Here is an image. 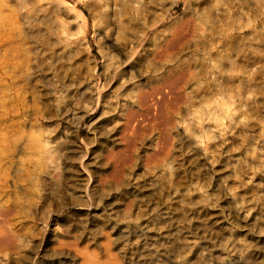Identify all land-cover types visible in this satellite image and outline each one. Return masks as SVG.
I'll use <instances>...</instances> for the list:
<instances>
[{
  "label": "bare ground",
  "instance_id": "bare-ground-1",
  "mask_svg": "<svg viewBox=\"0 0 264 264\" xmlns=\"http://www.w3.org/2000/svg\"><path fill=\"white\" fill-rule=\"evenodd\" d=\"M6 1L0 0V18L5 16L1 13V9ZM132 1L127 0L126 2ZM113 2L116 6L120 0H113ZM149 2H154V0H137L140 12L143 13L146 10ZM4 20L6 22L8 19L0 22V47L13 41V34H5L9 26ZM10 23H12L11 20ZM160 33L157 32L149 37L147 30L140 29L138 35L134 36L127 45L122 46L124 56L120 64L118 63L111 69L105 68L106 77L100 83L98 81L95 89L97 90L96 103L94 105L91 103L90 107L88 106V109L84 111L72 104L70 107L69 103L63 112L65 119L83 118L85 115L79 116V112L88 113L101 102L105 104L106 97L115 91V86L118 89L126 80L134 77H138V80L144 79L143 82H135L131 88L124 89L121 96L116 93L115 97L118 101L115 103L116 106L112 104L111 107L117 108L115 116L120 120L116 124L118 128L110 131V128L106 127L100 133L106 140H111L112 144L106 148L105 160L100 162L98 167L109 164L111 178L108 180V178L99 176L98 180H93L91 172L84 170L88 181L92 179V183L96 182L90 190L85 184L87 191L84 189V194L87 200L97 201V204L102 202L103 211H106L107 207L112 205L111 203L103 205L104 198L109 194L114 199H121L123 209L117 208L114 211L120 212L121 210L123 213L117 215L114 225L108 230L102 227L104 223L99 225L90 222L88 225L86 223V226L80 225L81 229L77 225L75 229L67 228L65 232L62 231L70 235L75 231L79 234L76 236L83 240L92 236L96 241H101L99 245L101 249L98 251L91 248L93 251H90L87 249V244L86 248L83 247L84 245L80 248L76 241H65L57 237L49 240L53 241L52 248L47 249L41 260L36 262V247L35 245L29 246L31 240L25 236L23 229L24 225L28 229L32 227L29 226V222L33 220L32 213L41 212L42 209L45 212L49 211L47 207L50 203L38 187L41 183L40 175L47 171L46 173L51 174L52 179H56L59 174L55 171L60 164L53 166L55 162V156L52 154L54 149L51 145L53 140H50L40 128L36 132H26V120L22 119L23 121L16 124L18 125L16 129L13 123L7 125V129L15 131L11 140L15 156L14 169L19 173L27 174V179H29L27 181L30 184L28 182L29 185H25L26 190L34 196V199L33 203L24 205L25 202L19 193L18 186L8 196L1 193L4 199L0 197V264L3 260H5L4 264H53L55 259H58L59 264H75L76 257L80 258L83 264H226L235 262H232L231 255L233 254L240 256V260L236 262L238 264H264V238H258L254 234V229L257 231V228L260 230L264 228L263 224L259 225L264 222V191L258 196L255 195L257 196L255 198L243 201L241 207L218 205L222 198L220 196L222 188L218 184H212L211 178L208 177V168H202L204 161L212 158L215 162L217 158H220L239 136L242 137L239 139L245 146L243 152H247L251 147L249 137L245 136V132L239 127L242 120L231 113L233 109L230 105L219 101L218 97H223L229 85L226 86L225 80H219L216 83L212 81L213 84L207 80L205 83L201 82L200 86L196 82L195 86L198 87L194 90L195 92H192L193 90L189 89L190 82L195 77L197 79L198 74H203L201 76L205 77V70H203L205 65L190 64L193 62L190 60V63L178 62V49L187 45V34L183 28L175 30L171 35ZM229 38L224 40L229 41ZM232 40L230 38V41ZM203 41L206 43L205 40ZM148 43L151 47H146ZM219 43H222L221 40ZM4 51H8L7 46L3 48L2 53L0 52L2 63L0 65L3 69V73H0V101L1 98H8L14 92L17 96L21 80H28L26 78L28 75L20 72L21 70L20 74L15 73L18 64L14 62V54L9 53L10 51L3 53ZM209 61L206 64L212 65ZM213 65L219 72L226 68L222 64L221 67L219 64L220 68L216 67V63ZM236 70L235 72H239ZM215 71L211 70L213 76ZM205 72L209 73V71ZM224 72V74L228 73ZM90 83L91 81H88L85 84L88 92H91L94 86ZM241 85L240 87L243 86ZM103 88L107 89L105 95L101 94ZM84 96L77 101L81 103L88 98L86 93ZM211 98L216 99V105L206 104ZM25 107L22 105L24 111L21 116L27 111ZM78 109L79 112L76 111ZM17 113L19 114V111ZM181 124H184L183 132L177 128ZM151 135H153L151 151L141 155L139 144ZM193 145L196 147L194 148ZM256 149L262 156L259 159L264 158V144ZM65 150L74 151L70 149V145L65 146ZM87 152L88 150L84 149L83 157L87 155ZM140 156L142 163L138 165L137 160ZM184 158L187 161L183 164L181 161ZM185 164L188 168L183 167L180 171V166ZM80 166L83 169L87 168L84 161L80 162ZM248 166L250 169L258 167L252 164ZM137 167L145 170L142 179L135 176ZM244 167L242 164L235 166L233 176L242 172ZM52 168H56L55 171ZM126 168L129 169L126 170ZM68 172L64 175L65 181L68 178L73 179L74 182L79 180L78 171L71 169ZM185 172L193 174L195 182L194 186L189 187L194 181L191 180L184 185L186 188L182 189L180 186L186 182ZM77 184L73 186L78 187ZM200 191L204 193V196H192L193 192L200 194ZM213 201L215 207H220L218 211L211 210L213 207L210 203ZM114 203L110 210L115 207ZM252 211L254 213L248 218ZM239 228L244 230V233L238 230ZM116 247L118 250L114 249Z\"/></svg>",
  "mask_w": 264,
  "mask_h": 264
},
{
  "label": "rangeland",
  "instance_id": "rangeland-1",
  "mask_svg": "<svg viewBox=\"0 0 264 264\" xmlns=\"http://www.w3.org/2000/svg\"><path fill=\"white\" fill-rule=\"evenodd\" d=\"M126 1L120 0V3L115 6L113 0H7L1 9V13L5 16L0 18V22L8 19L7 23L4 20L9 26L5 34H13V41L8 45H2L0 52L2 53L3 48L7 46V52L14 54H12L14 62L18 64L15 73L23 72L29 77L26 76L28 80L20 81L17 96L14 92L13 95L1 98L0 101V194L5 193L8 196L18 186L19 193L25 202L24 205L33 203L34 199V196L26 190V186L30 184L27 181L29 180L27 174L19 173L14 169L15 156L11 140L15 131L7 129L10 123H13L16 129L18 127L16 124L23 119L26 120V132L43 129L49 139L53 140L51 142L52 149H54L52 154L55 156L53 166L60 164L57 169L52 168L54 171L56 169L55 172L59 174L56 179H52L51 174L46 173L47 171L40 175L41 183L39 182L38 187L50 203L47 207L49 211L45 212L42 209L41 212L32 213L33 220L29 222V226L32 227L28 229L24 225V231L22 230L31 240L29 246L35 245L36 247V262L41 260L47 249L52 248L53 241L49 240L57 237L65 241H76L80 248H86L87 244V249L90 251H93L91 248L100 250L101 241H96L91 235L89 239L83 240L76 236L79 234L75 231L71 235L62 231L67 228L72 230L77 225L81 229L80 225L86 226V223L88 225L90 222L99 225L104 223L102 227L108 230L114 225L117 215L123 213L121 210L120 212L114 211L117 208L123 209L121 199H114L108 194L103 200V205L107 203L112 205L103 211L102 202L97 204V201H88L84 192L87 191L86 186H89L88 190H90L96 183H92V179L98 180L99 176L108 178V180L111 178L109 164L99 167L98 164L105 160V150L108 145L112 144L111 140H106L100 133L106 127L110 128V131L117 129L116 124L120 122L115 116L117 108L111 107L112 104L116 106L115 103L118 101L115 97L116 93L121 96L124 89H129L135 82H143L144 79L138 80V77H134L126 80L118 89L115 86V91L106 97L105 104L101 102L88 113L79 111H84L88 109V106L90 107L91 103L93 105L96 103L97 90L95 89L98 81L100 83L106 77L105 68L111 69L118 63L120 64L124 56L122 46L127 45L134 36L138 35L140 29L147 30V35L152 37L157 32H161L162 35H171L175 30L183 28L187 34V45L178 49L180 58L176 56L178 62L195 61L190 64H203L205 65L203 70L209 71L208 75L204 71V76L208 79L201 76L203 75L201 72V75H196L198 81L196 77L195 81L191 80L189 89L193 90L192 92H195L194 90L198 87L195 86L196 82L200 86L201 82L205 83L207 80L211 83L225 80L226 86L229 85L225 95L223 94L222 98L218 97L219 101L230 105L233 109L231 113L242 120L239 127L245 132V136L249 137L251 147L247 152H243L245 146L241 141L242 137L239 136L241 139H236L234 144L228 147V151H225L215 162L212 158H210L211 162L210 159L207 161L202 159L205 163L202 168H208V177L211 178L212 184H218L222 188L220 195L222 198L218 205L241 207L243 201L255 198L264 191V158L259 159L261 153L256 149L264 144V0H154L147 4L143 13L139 10L137 0ZM229 36L231 40L233 39L232 41ZM227 37L229 41H225ZM201 39L202 41L199 42ZM203 40L211 43L206 44ZM220 40L222 43H219ZM146 47H151V44L148 43ZM140 54H142L141 51ZM197 58L200 60H196ZM203 58L205 61L210 60L209 63L212 65L216 63V67L219 64L221 67L222 64L226 68L219 72L214 65L206 64L208 62H205ZM0 64H2L1 61ZM1 68L0 65V73H3ZM211 70H216L213 73L214 76ZM224 71L228 72H226L228 76L224 74ZM199 78H202V81ZM88 81L94 84L91 92H88L85 87ZM240 84L243 86L240 87ZM101 91V94L105 95L107 89L103 88ZM85 93L88 98L81 103L77 101L84 98ZM215 100L211 98L206 104L214 106L216 105ZM69 103L70 107L72 104L80 108L76 110L79 116L82 114L85 116L75 120L65 119L63 112ZM22 105L27 109L23 117L21 116L24 111ZM177 128L183 132L184 124ZM10 133L13 135L11 136ZM152 139L153 135L139 144L141 155L151 151ZM177 142L176 139V144ZM67 144L70 145V149H74L73 152L65 150ZM193 146L196 147V145ZM84 149L88 150L85 157H83ZM81 161L86 163L87 168L83 169L80 166ZM186 161L187 159L184 158L181 163L184 164ZM137 163L141 165V156ZM238 164L245 167L242 172L233 176V169L239 166ZM250 164L258 165V167L250 169L248 166ZM183 167L188 168V165H181L179 170L181 171ZM71 169L78 171L79 180L76 182L69 178L65 181L64 175ZM136 169L138 170L135 176L142 179L144 168L137 167ZM84 170L91 172L90 182ZM185 177L186 182L180 188L185 189L184 185L191 180L194 181L189 187L194 186V175L185 172ZM71 183L74 186L78 183L76 185L78 187H74ZM112 193L115 195L114 191ZM199 193L193 192L192 196H204L202 191ZM0 197L4 199L2 194ZM113 203L115 207L110 210ZM211 203L213 207L211 210L218 211L220 207H215L214 201ZM253 213V211L250 212L248 218ZM262 224L264 226V222L259 225ZM250 227L253 228V226ZM257 229V231L254 229L255 236L263 239L264 228ZM238 230L244 231L240 228ZM114 249L118 250L117 247ZM231 257L232 262H235L226 264H238L236 262L240 260V256L233 254ZM4 263L5 260L2 261V264ZM53 264H59L58 259H55ZM75 264H83V261L81 262V259L76 257Z\"/></svg>",
  "mask_w": 264,
  "mask_h": 264
}]
</instances>
